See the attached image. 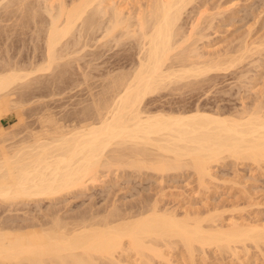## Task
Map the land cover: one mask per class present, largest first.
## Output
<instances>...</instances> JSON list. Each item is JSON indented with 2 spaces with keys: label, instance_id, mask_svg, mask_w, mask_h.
<instances>
[{
  "label": "bare ground",
  "instance_id": "bare-ground-1",
  "mask_svg": "<svg viewBox=\"0 0 264 264\" xmlns=\"http://www.w3.org/2000/svg\"><path fill=\"white\" fill-rule=\"evenodd\" d=\"M15 1L22 5L27 1L29 4L28 0ZM113 1L115 0L40 1L44 3L45 6H42L50 17L46 27V38L44 37L43 62L40 61L33 69L30 66L31 70L22 63L23 67L16 65L17 63L13 65L6 63V66L4 64L2 68L0 67L1 117L4 111H10L13 106L11 102L15 99L11 96L14 90L22 85L27 86L36 75L43 77L42 74L36 73L55 71L54 69L63 63L62 60L65 64L68 60H65L68 54L65 47L71 45L69 42L71 36L78 30L79 33L80 31L84 33L83 31L88 32L92 28L100 27L102 25L100 18L103 20L108 17L105 33L101 32L103 34L101 40L111 38L117 43L123 38L126 41L128 38H134L139 43L138 61L133 65L134 68H130L127 73L126 71L121 73L120 70V74H109V82L105 79L107 83L103 92L97 96L98 98L94 97V106L91 108L93 112L83 113L84 118L81 122L78 121L79 124H75V121V125L68 122L69 126L65 121V124L67 123L65 125L64 119H60L61 115L57 119L58 117L55 118L50 112L41 120L42 128L37 131L30 130L32 131L30 136L19 138L17 132V134L8 132L0 123L1 203L51 199L74 189H82L86 187L88 180L90 182L96 180L100 169L110 170L114 166L116 169L129 167L139 172L153 170L159 173L187 167L186 169L191 168L195 171L200 181L206 182L205 179L214 173V164L223 162L226 158L251 161L256 165L264 162V106L261 102L259 104L256 102L257 105L253 109L237 114H222L200 107L180 111L163 108L152 110L147 107L148 103L150 104L149 96L162 88L165 89L169 84L176 82L181 84L180 81L186 79L192 82L190 78L202 77L212 71L227 70L243 62V58L254 47H250L248 43L244 47L241 44V54L238 53L239 55L236 54L238 56L235 57L206 55L199 51V46L191 42V39L196 37L192 38L196 31L198 32L196 29L200 18L189 26L191 30H188L187 34L180 24L184 11L195 0H149L144 4L145 7L138 5L140 9L137 7L136 12H128L122 3ZM27 3L23 6H27ZM37 3L35 2L36 5ZM25 7L26 12L30 13L33 10L31 15L34 14V17L39 13L36 11L37 6L35 10L33 6L31 11ZM9 9L11 10V7ZM19 11L22 12L19 9L14 12L17 14ZM80 25L81 29H78ZM43 31L46 32L45 29ZM77 35L76 39L79 37ZM71 49L73 51L74 48ZM259 49L261 46L257 50ZM72 58L71 56L70 59ZM70 59L68 61H71ZM55 91L57 92V89ZM43 92L45 93L44 90ZM4 120L1 119V122ZM160 203L154 200L151 206L148 205L147 208L143 206L145 209L139 213L127 210L120 212L118 211L120 207L118 210L111 207L113 210L102 216L100 213L92 214L89 211L91 214L85 213L73 220L61 218L58 212L52 220L49 217L50 222L47 221L46 225L38 222L42 226L39 225L40 228L33 226L29 228L30 230L27 227L18 229L17 225L18 228L14 225V229L18 230H12L11 227L10 230L8 227L4 230V226L0 225V264H154L157 259L168 261L171 258L169 256L173 254V252L169 254L171 249L179 245L184 248V256L188 255L192 262L197 259L200 248L214 247L216 251L232 250L236 253L238 246L247 242L255 243L256 246L264 244L263 222L244 223L240 221L241 219L226 222L218 211L220 215L214 212L215 214L200 216L199 212L198 215H193L188 211L181 216L178 211L172 210L173 208L162 209ZM3 221H0V224ZM181 254L183 256V253Z\"/></svg>",
  "mask_w": 264,
  "mask_h": 264
},
{
  "label": "rangeland",
  "instance_id": "rangeland-1",
  "mask_svg": "<svg viewBox=\"0 0 264 264\" xmlns=\"http://www.w3.org/2000/svg\"><path fill=\"white\" fill-rule=\"evenodd\" d=\"M13 1L14 3H11ZM28 1L29 4L34 6V10L35 6H37L36 11L37 13L39 12L38 14H41L42 17L38 14H36L38 17H34V14L31 15L33 13L31 8H33V6H29L27 1H25V3H27L25 7L23 6L25 3L23 5L18 4L19 1L10 0L9 2V0H4L2 2L0 0V67H3L4 64L6 66V63L11 65L17 63L16 65L18 66L23 65L24 67L28 66L29 69L31 67V69H33V66L40 64V61L42 63L44 60L45 36L47 34L46 27H48L50 17L46 12L44 3L40 2H43V0ZM30 1L32 3H30ZM33 1L36 3L38 1L37 5L35 2L33 3ZM117 1L127 7L126 10L128 12H136L140 9L141 5L145 7L144 4H147L149 0ZM10 3L16 6H12ZM10 7L11 10L9 9ZM24 7L29 11L32 10V12H26ZM187 8L188 9H186L182 15L180 24H182L181 27L187 34L191 30L190 27L192 23H195L196 20L200 18V23L196 29L198 32L196 31V35L192 38L196 37L191 39V42L197 44L199 46H197L198 50L202 53L206 55H228L235 57L239 55L238 53L241 52L242 46L244 47L246 43L250 44V47H254L253 50L252 48L251 50L255 51L248 52L246 57L243 58V62H239L240 64L230 67L227 70L212 71L202 77H197L198 79L190 78L192 82H188V79H186V81H180L181 84L179 82L169 84L165 89L162 88V91L160 90L155 92L152 96H149L148 102H150L151 105L148 103L147 107H150L152 110L160 108L165 110L172 109L171 111H180L182 109L193 110L200 107L208 111L222 114H237L244 110L253 109V107L260 102L261 105L263 104L262 106H264V0H195L193 4H190ZM18 9L22 10V12L19 11L16 14L14 11H18ZM27 13H29L28 15L30 16L26 15ZM19 16L21 18H19ZM105 18L106 19L103 18L105 22H103L102 18H100L101 20L99 19L102 22L100 27L97 26L94 29L92 28L93 30L90 29L88 32L83 31L84 33L81 31L79 33L78 30L75 32V36H71L72 39H68L71 45L74 43L75 45H73V47L70 45L68 46L69 48L67 46L65 47V52L68 51V54H66L68 58L65 57V60H69L71 56L73 58L72 60L70 59L71 61H65L67 65L63 64L64 60H62L63 63L59 66L62 71L57 67V69L55 68V71L52 72L51 70L50 72H35L36 74H42L43 77L33 73L36 76L32 75L34 78L29 83L30 86L27 83V86L22 85L23 87H17L14 90V94L11 97H13L15 101L11 102L13 105L10 108L11 110L4 111L0 117L2 120L5 119L4 121L6 123L4 124V121L2 122V126L5 130L13 134L18 133L17 135H19V138L22 136V138L28 137L32 131H37V129L39 130L42 128V125H40L41 120L50 112L55 118L58 117L57 119L62 116L60 119H64V124L65 121L67 123L73 122V124L75 121V124H79L86 113L90 114L93 112L91 108L94 106V97L98 98L101 95L100 93L103 92L102 90L105 88V83L109 82L108 78L110 75L120 74L121 71V73L124 71L127 73L134 68L133 65L137 63L139 55L138 41L134 38H128L129 40L127 41L123 38L122 41L120 40L121 42L117 43L111 38H102L103 40H101V37H103L102 35L105 33V24L108 20V17ZM32 19L34 22L38 21L41 23H34ZM44 29L46 32L43 31ZM78 29H81V25ZM93 32L94 34H92ZM76 33H78V35ZM81 33L85 36H82ZM76 35L83 38L80 39L78 37L76 39ZM87 37H90L89 40ZM199 37L201 38L199 39ZM84 39L87 43L83 41ZM105 40L107 41V46L105 45ZM72 41L75 42L73 43ZM69 42L68 45L70 44ZM85 43L87 45H85ZM188 43L193 45V43ZM260 46L261 49L257 50ZM70 47L74 48L73 51H71L72 49ZM76 49L78 51H76ZM69 53H72L71 56H68ZM248 54L250 55L247 56ZM74 56L76 57L74 58ZM79 56L83 58L81 59ZM5 59L10 62H6ZM28 59L29 61L31 59V61L29 62ZM78 60L81 61L79 62ZM63 65L67 67L65 68ZM73 65L74 68H72ZM56 73L60 74L56 75ZM53 76L56 77L53 78ZM68 77L70 80H68ZM105 79L108 81L106 82ZM102 82L104 84H102ZM61 84L62 87H60ZM24 88L27 89L25 90ZM56 89L57 92L55 91ZM99 90L100 92H98ZM19 93L23 94L24 97ZM20 101L24 105L26 102V105L22 106L23 109L26 107L24 110L19 107L23 105ZM27 101L30 102L28 103ZM39 103H41V106ZM85 108L87 110H85ZM59 115L61 116L59 117ZM67 123L65 125H67ZM21 132H23V134ZM15 138L19 140V138ZM234 160V158L232 159L230 157L226 158L223 162L221 161L222 163L219 162L214 164V173L211 177L205 179L206 182L200 181L195 171L191 168L186 169L187 167H182L183 170L182 168L179 170L172 169L165 173H159L153 170H143L139 172L129 167L116 169L117 167L114 166V168L111 167L110 170L102 168L98 172L99 174H97V181L91 180L90 182L88 180L86 187L74 189L68 192L69 194L65 193L51 199L42 198L35 200L36 202L32 199L19 200L18 202L13 201V203L0 202V221L2 222L4 220L0 225L2 227L4 226V230H7V227H11L12 230L18 227V229H25L26 227L29 229L33 228V226H35L34 228H40L42 226L40 223L43 222L44 225H46L50 220L55 218V215L57 216L58 212L60 214L58 216L63 219L66 217V220H73L82 214H89L90 212L92 214L100 213L102 216L113 209L117 208L116 210H118L119 207L121 208L118 210L120 212H123V210L126 212L125 210H127L133 211L131 213H139L147 208L148 205L151 206L150 204L154 203V200L155 202L156 200L159 203L161 202L160 206H162V209L173 208L172 210L178 211L177 213L181 216L188 211L190 213L192 212L193 215H198L197 212H199L200 216L202 214V216H204L205 214H219L221 212L226 222L231 219H237L238 221L241 219L240 221L244 223L260 224L263 222L264 224V162L257 164V166L256 163L254 164L251 161L243 162V160ZM116 202L118 204H116ZM143 206L145 208H143ZM111 207L113 209H110ZM77 212L79 213L78 215ZM30 222L36 224L32 225ZM30 224L31 226H29ZM14 225L18 227L16 226L14 229ZM39 225L40 227H38ZM246 244V246L243 244V246L239 245V251L237 249L236 253L232 250L216 251L214 247L205 249L200 248L198 251L199 253L197 252L198 260L195 258L194 260L196 261L193 262V260V263L191 262L192 259L187 257L188 255L185 254L184 256V248L179 245L175 246L173 248L174 250L171 249L169 254L173 252L175 255H168L171 258L168 257L170 261L167 259L168 261L166 262L168 264H264V244L260 243L261 245L259 246L251 242H247ZM180 251L183 253V256H181L182 254ZM162 261L164 260L157 259L154 264H167L165 261V263H162Z\"/></svg>",
  "mask_w": 264,
  "mask_h": 264
},
{
  "label": "crops",
  "instance_id": "crops-1",
  "mask_svg": "<svg viewBox=\"0 0 264 264\" xmlns=\"http://www.w3.org/2000/svg\"><path fill=\"white\" fill-rule=\"evenodd\" d=\"M0 123H2V122H1V119H0ZM5 123H6V122L4 121V124H5Z\"/></svg>",
  "mask_w": 264,
  "mask_h": 264
}]
</instances>
